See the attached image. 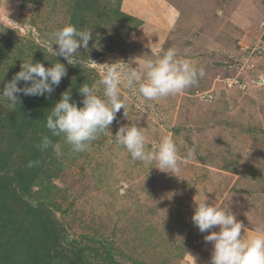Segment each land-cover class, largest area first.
<instances>
[{"label": "rangeland", "instance_id": "1", "mask_svg": "<svg viewBox=\"0 0 264 264\" xmlns=\"http://www.w3.org/2000/svg\"><path fill=\"white\" fill-rule=\"evenodd\" d=\"M67 23L93 33L75 66L50 55V33ZM169 48L204 69L197 85L156 101L121 85L127 116L121 109L87 151L73 152L58 137L62 154H42L22 201L42 202L62 225L65 238L52 264H65L64 254L74 264H192V257L210 264L212 244L191 220L205 195L228 206L245 236L264 225V0H0V92L21 63L43 57L64 63L68 80L45 101L55 94V104L74 79L102 95L108 63L135 68ZM73 93L81 106L82 96ZM22 96L16 106L0 99V146L10 157L0 177L23 169L29 148L40 142L30 130L10 153L14 112L35 106ZM131 123L142 127L149 146L167 135L181 156L195 146L194 158L181 164L178 177L133 161L115 135ZM25 203L8 201L13 219H24ZM6 235L0 228V242Z\"/></svg>", "mask_w": 264, "mask_h": 264}, {"label": "clouds", "instance_id": "2", "mask_svg": "<svg viewBox=\"0 0 264 264\" xmlns=\"http://www.w3.org/2000/svg\"><path fill=\"white\" fill-rule=\"evenodd\" d=\"M49 40L50 55L63 57L68 65L75 66L79 63V49L88 50L93 33L91 28L81 30L67 23L50 33ZM52 44L57 47L52 48ZM66 75L65 64L58 60L54 59L49 67L40 61H25L14 77L5 83L0 99L16 106L20 102V94L47 98ZM204 76L202 67L179 58L175 48L163 51L155 59L142 60L135 68L117 61L108 63L99 80L103 86L102 95L94 86L83 83L78 88L82 96L81 106H77L71 100L70 89L61 93L45 117V127L50 135L41 134L37 147L41 152L51 150L59 156L62 145L52 138L63 137L73 152L87 151L92 141L109 131L121 109L127 116L126 105L121 99V85L135 89L145 100L156 101L197 85ZM20 82H24L23 86H18ZM115 135L117 145L125 148L133 161L177 177L181 164L193 159L197 150L195 146L189 147L181 156L177 143L167 135L149 146L142 127L135 123L119 127ZM38 164V160L29 161L27 167ZM191 220L201 233H207L205 242L212 244L210 264H264V225L258 226L253 235L245 236L244 224L236 219L228 206L210 203L206 195L195 201ZM216 227L219 230L213 231ZM192 264H196L194 257Z\"/></svg>", "mask_w": 264, "mask_h": 264}, {"label": "trees", "instance_id": "3", "mask_svg": "<svg viewBox=\"0 0 264 264\" xmlns=\"http://www.w3.org/2000/svg\"><path fill=\"white\" fill-rule=\"evenodd\" d=\"M40 61L45 67L51 65V61L45 59H34L33 62ZM67 77H64L60 82V86H56L58 91H63L67 86ZM79 79H74L68 89L78 94ZM66 89V88H65ZM59 93V92H58ZM21 95V94H20ZM27 96H22L25 102ZM29 103H33V107L29 108V112L23 111L19 105V110L14 112L12 128L7 127L13 138L12 148L10 153L16 151L22 139L28 136V132H38V135L49 134L45 127V117L50 112L54 104L55 94L51 97L50 102L45 101L44 96H30ZM20 98V97H19ZM22 101V103H23ZM14 118L17 121H14ZM19 121V122H18ZM12 133H15L14 136ZM55 142L58 137L52 138ZM0 145L2 141L0 139ZM50 150L41 152L36 145L29 148L27 159L23 169L15 170V174L2 175L0 177V228L6 230V241L0 242V264H52V251L59 250L62 240L65 238L62 225L53 214L49 207L44 206L42 202L36 204L23 202L25 194L30 192V187L35 182L38 173L43 165L42 154H47ZM9 156L2 154L0 146V172L9 169ZM39 161V164L34 167H27L29 161ZM12 185V186H11ZM5 190V191H4ZM25 203L24 216L22 221L15 220L16 213L14 208H9L8 201ZM9 208L10 212L7 211ZM18 218V217H16ZM82 250H77L74 255H79ZM60 261L65 264H74L73 261L66 259V255L59 257Z\"/></svg>", "mask_w": 264, "mask_h": 264}]
</instances>
